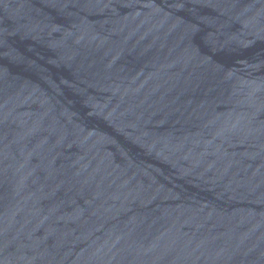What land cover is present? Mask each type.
<instances>
[{
  "label": "water",
  "instance_id": "obj_1",
  "mask_svg": "<svg viewBox=\"0 0 264 264\" xmlns=\"http://www.w3.org/2000/svg\"><path fill=\"white\" fill-rule=\"evenodd\" d=\"M0 264H264V0H0Z\"/></svg>",
  "mask_w": 264,
  "mask_h": 264
}]
</instances>
